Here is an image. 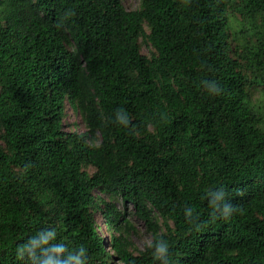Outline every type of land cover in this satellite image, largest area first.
Here are the masks:
<instances>
[{"label":"trees","instance_id":"16d2710c","mask_svg":"<svg viewBox=\"0 0 264 264\" xmlns=\"http://www.w3.org/2000/svg\"><path fill=\"white\" fill-rule=\"evenodd\" d=\"M252 84L264 85V0H141L132 10L0 0V264H31L17 246L49 229L68 247L54 259L83 245L87 264H161L110 230L126 214L96 189L134 205L153 243L167 242L169 264H264V110L253 109ZM67 98L87 131L63 129ZM219 187L242 211L213 220L207 193ZM44 259L37 249L35 264Z\"/></svg>","mask_w":264,"mask_h":264},{"label":"rangeland","instance_id":"374dc122","mask_svg":"<svg viewBox=\"0 0 264 264\" xmlns=\"http://www.w3.org/2000/svg\"><path fill=\"white\" fill-rule=\"evenodd\" d=\"M121 1L124 7L128 10L139 8L141 5V0ZM230 12H233L231 8ZM235 19L236 18H234L233 20ZM145 30L147 32L150 31V26H148V24H145ZM139 43L142 53L151 57L152 53L155 51V47L143 36L140 37ZM250 94L253 109L255 111L259 110L262 113L264 110V85H250ZM63 128L68 132H85L88 129L83 112L76 105L72 104V102L69 100H67V105L63 114ZM99 138L101 140L100 135ZM99 138L95 139L94 142H99ZM87 169L90 172H94L96 168L93 165H89L87 166ZM95 193L98 195L99 201L101 200L104 203L108 200L113 201L117 206H119L120 209L125 212L126 215L124 221L122 222L121 231L116 232L114 228L110 230L117 235L121 233L124 237H127L130 242L129 247L135 254H139L141 251L147 248V245L145 243L147 240H151L153 242L155 235L153 234L152 230L149 229L148 225L144 222V220L136 215L135 208L131 203L125 205L119 195L112 196L108 194L105 190L96 189ZM93 213L94 219L98 224L97 227L99 233L103 239V242H105L106 244L108 243L107 239H105L103 236L106 232L107 226L104 221L103 212L100 208H98ZM154 214L156 216L155 218L157 219L160 229L164 231L166 229L167 219L161 216V214H159L158 212H154ZM106 245L108 247V250L112 252V249H110L109 245ZM111 255V258L113 259V254ZM113 264H122V262L115 259L113 260Z\"/></svg>","mask_w":264,"mask_h":264},{"label":"clouds","instance_id":"9594fccd","mask_svg":"<svg viewBox=\"0 0 264 264\" xmlns=\"http://www.w3.org/2000/svg\"><path fill=\"white\" fill-rule=\"evenodd\" d=\"M205 84L208 87L210 94H216V95L220 94L221 90L215 82L206 81ZM67 100L69 99L67 98ZM67 100H66V105H67ZM116 122L120 125H123L125 128L129 127L130 119L126 110L124 109L117 110ZM86 125L88 127L87 121H86ZM78 133H82V132H78ZM94 146L99 147L100 145L97 143ZM227 195L228 193L224 187H219L217 189L210 190L207 193L209 207L212 208L211 216L213 220L217 218L227 219L230 218L233 215V213L237 211H242L240 209H237L236 206H234L231 202L227 200ZM193 211L194 210L191 207L185 208V216L186 218H188L189 222H192ZM198 228L199 225H197V229ZM37 237H39V239H37ZM55 240H56V232L54 229L41 230L36 235L31 236L25 243L17 246V257L19 259H24L25 257H27L28 260L31 262V264H35V262L37 261V249H40L41 254L47 257V259L41 261L40 264H87L88 261L87 249L83 245L79 246L78 248L80 249L79 254L70 255L67 262L59 258L54 259L53 256L59 257L68 249L67 245H65L64 243H53V241ZM145 243L148 248L154 249L153 256L156 260L161 261V264H169L168 261L169 247L166 241L159 240L153 243L151 240H147ZM49 247H51L50 252L48 251Z\"/></svg>","mask_w":264,"mask_h":264},{"label":"bare ground","instance_id":"6f19581e","mask_svg":"<svg viewBox=\"0 0 264 264\" xmlns=\"http://www.w3.org/2000/svg\"><path fill=\"white\" fill-rule=\"evenodd\" d=\"M119 215V214H118ZM191 261V260H190Z\"/></svg>","mask_w":264,"mask_h":264}]
</instances>
